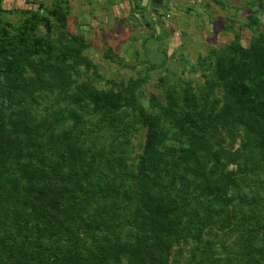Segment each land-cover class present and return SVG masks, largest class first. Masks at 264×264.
Segmentation results:
<instances>
[{"label":"rangeland","instance_id":"374dc122","mask_svg":"<svg viewBox=\"0 0 264 264\" xmlns=\"http://www.w3.org/2000/svg\"><path fill=\"white\" fill-rule=\"evenodd\" d=\"M0 19L11 25L16 46L18 73L5 80L15 86L13 108L23 100L28 119L51 126L53 143L79 138L87 149L81 160L102 168L101 176L84 174L73 168L77 155L70 160L72 169L58 162L69 175L66 186L86 185L90 203H82L81 219L65 217L63 195L56 216L64 225L58 235L51 232L63 252L94 241L120 244L135 234L132 206L116 196L130 181L113 174L137 170L146 126L121 95L116 97V88L143 78L135 92L142 94L140 105L152 109L163 136L159 173L172 197L181 239L144 261L129 256L112 264H239L245 228H253L256 239L264 232V166L245 164L239 154L245 138L254 136L243 117L248 102L231 97L216 72L220 67L226 73L234 62L244 85L264 100V73L256 64L260 56L264 59V0H0ZM32 34L46 43L47 54L32 52ZM104 98L119 109H101ZM71 125L74 130L68 132ZM49 152L54 157L58 151ZM60 172L54 169V180ZM227 174L234 185H228ZM225 182L217 206L232 209L238 199L226 198L236 189L256 207L253 215L243 207L244 225L222 236L227 229L222 233L215 227L222 214L211 218L214 225L196 226L202 210L189 196H198L202 188L219 194Z\"/></svg>","mask_w":264,"mask_h":264},{"label":"trees","instance_id":"16d2710c","mask_svg":"<svg viewBox=\"0 0 264 264\" xmlns=\"http://www.w3.org/2000/svg\"><path fill=\"white\" fill-rule=\"evenodd\" d=\"M10 28L9 23L0 19V264H112L121 257L129 256L142 257L144 261V258L152 256L153 252L161 254L168 245L178 243L181 237L175 222L177 214L172 205V197L167 194L162 184L158 166L161 161L158 148L163 142V136L152 115V109L143 108L138 101L142 94L135 90L143 83V78H139L126 88L118 86L116 97L121 95L125 100L124 106L135 109L139 119L146 126L144 147L136 171L113 174L117 179L130 181V187L116 190V196L123 197L131 204L132 215L136 220L135 234L132 239L124 240L120 244L101 246L94 241L88 248L63 252L65 248L61 246V240L51 234L53 232L58 235V227L64 225V221H60L56 216V212L62 207L63 195L68 199V206L61 211L65 217L81 219L82 203L90 204L87 201L89 188L78 182H73L68 188L66 177L69 175L63 172L72 169L75 164L73 168L84 170V174L101 176L103 172L101 166H92L88 159L81 160V154H86L87 149L80 144L79 138L72 142H63L61 145L55 144L49 138L51 126L45 120L35 122L33 118L28 119L31 114L24 104L22 105L23 100L17 101L21 108H13L10 103L13 97L10 90L15 86L5 82L8 74L18 73L14 34ZM31 37L33 53L49 52V47L40 36L32 34ZM256 64L261 74L264 73V59L261 56ZM240 69L234 62H229L227 72L221 74L218 67L216 80L227 88L229 95L236 101L244 99L248 102L243 117L247 118V125L254 136L245 138L244 151L239 154L245 164L256 166L261 163L264 166V100L257 98L259 94L256 90L250 92L244 85V77L239 75ZM205 103L203 106L208 113ZM100 107L116 111L120 106L104 98ZM73 130L72 125L67 128L68 132ZM245 136L248 137L247 134ZM51 149L54 154L58 151L55 156L53 154L54 157H51L49 152ZM76 155L78 160L72 165L70 160L76 158ZM59 161L66 165L63 171L62 165H58ZM55 168H60L61 174L54 180L51 174ZM226 176L228 185H234L229 175ZM227 187L225 182L219 194L217 190L209 192V188H202L198 196H189L195 207L202 210L203 217L195 222L196 226L205 228L209 224L214 225L211 218L222 214L215 227L222 233L227 229V232L222 234L225 236L237 229V226L244 225L246 217L243 207L247 209V213L253 215L251 208L256 207L255 201L242 190L235 189L226 198L229 202H232L233 198L238 199L232 209L225 203L217 206L216 202L220 200L218 195L225 194ZM240 202L242 203L238 206ZM194 231L199 234L200 229ZM240 241V248L245 252L241 256L244 258H239L237 263L264 264V232L256 239L254 229L245 228V236L240 237ZM66 244L69 245V242L66 241ZM205 244L207 249L212 245L209 241ZM82 245H85V242ZM244 245L247 248H243ZM116 246L119 250L114 248Z\"/></svg>","mask_w":264,"mask_h":264}]
</instances>
